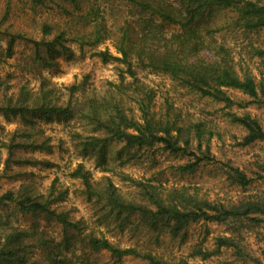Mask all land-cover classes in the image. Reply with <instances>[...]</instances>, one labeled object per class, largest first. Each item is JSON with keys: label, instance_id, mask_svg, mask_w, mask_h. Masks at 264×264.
<instances>
[{"label": "rangeland", "instance_id": "obj_1", "mask_svg": "<svg viewBox=\"0 0 264 264\" xmlns=\"http://www.w3.org/2000/svg\"><path fill=\"white\" fill-rule=\"evenodd\" d=\"M171 1L178 4V0ZM255 1L264 3V0ZM76 3L78 7L70 0H44V5H35L32 0H0V51H4L9 34L20 33L40 40L45 23L50 25L51 32L43 39L51 40L59 31H64L67 38L64 45L69 48L68 52L55 53L52 64L45 66L35 58L36 48L32 43L17 40L13 54L0 59V78L5 77L8 86L0 90V108L7 105L9 99H12L11 103L38 106L44 97L43 91H49L46 100L51 104L65 106L69 103L71 108L68 115L50 119L32 114L5 116L0 110V193L27 185L44 196L53 185L56 190H65L63 200L56 202L54 207L67 211L70 219L79 220L86 232L165 260L184 258L188 264H256L257 260L264 264V215H255L262 221L250 230L242 226L233 233L230 221L199 220L172 235L167 229H152L138 214H116L104 198L89 196L80 179L70 175L80 164L96 188L103 190L109 180L126 199H138L142 185H152L164 191L196 188L199 194L224 204L264 199V141L240 145L245 130L227 116L228 111L236 114L248 112L264 130V104L249 102L240 107L238 104L251 98L237 89L225 88L226 94L234 101L229 108L221 101L188 89L168 74L148 67L141 69L139 65L135 67L144 89L153 93L152 108L155 111L165 108L169 102L185 117L206 118L213 123L212 129L219 132V137L213 134L207 144L210 157L199 161L193 170L182 169V166L194 161V156L171 152L161 144L128 147L124 141L110 138L107 132L97 128L88 118L92 107L113 114L114 104L118 103L127 115L137 118L140 114L134 101L136 95L129 84L131 79L125 72L126 65L118 60L104 62L93 55L95 51L107 50L120 56L115 48L116 34L120 26L126 20L132 21L133 17L119 0H77ZM92 9L96 16L91 14ZM233 16L230 10L215 9L207 17L205 27L223 25ZM95 25L99 29V40L95 43L90 40L80 47L77 36L92 32ZM134 27L136 32L139 27L136 24ZM160 30L165 36L177 31L174 26L166 24ZM206 38L211 39V48L201 52L203 57L221 59V55L213 53L222 46L227 49V59L238 76L248 73L256 80L264 78V53H256V49L264 51V27L253 30L226 27ZM38 51L46 55L45 47L41 46ZM131 58L134 66L137 63L135 55ZM72 86L75 89L72 90ZM27 123H33L31 130H40L49 139L51 149H16L15 154L39 162L10 163L6 167L8 151L5 144L12 137L17 140L19 134L15 130L26 128ZM93 136L106 139L102 161L98 147L83 150V143ZM195 146L193 141L192 149L201 156ZM204 149L205 143L202 142L201 150ZM228 166L237 167L251 181L245 187L232 183L227 177ZM12 218L15 224L26 228L33 225L56 240L61 238V225L43 214H17ZM217 236H239L243 254L237 255L232 247H222L220 252L205 260L192 254L195 249L213 250ZM91 259L96 264L112 263L105 251L91 255ZM115 264H146V261L126 256Z\"/></svg>", "mask_w": 264, "mask_h": 264}, {"label": "trees", "instance_id": "obj_2", "mask_svg": "<svg viewBox=\"0 0 264 264\" xmlns=\"http://www.w3.org/2000/svg\"><path fill=\"white\" fill-rule=\"evenodd\" d=\"M70 1L78 7L77 0ZM119 1L128 7L133 23L139 28L135 32L134 24L129 20L120 26L115 44L120 56L107 50L95 51L93 55L104 62L118 60L126 65L125 72L131 79L129 84L133 87V94L136 95L134 101L140 114L137 118L129 116L118 106V103H115L113 114L92 107L88 118H91L98 129L107 132L110 138L122 140L128 147L140 148L161 144L164 149L171 152L194 156V161L182 166V169L193 170L199 161L210 157L207 144L213 134L219 137V132L213 130L211 121L206 118L185 117L180 109L173 107L169 102L166 103L165 108L155 111L152 108L153 93L144 89L135 67L139 65L141 69L148 67L168 74L199 95L223 102L225 107L231 108L234 104L226 94L225 88L237 89L251 98L244 104H238L240 107H244L249 102L264 104V78L256 80L248 73L238 76L230 60L227 59L229 56L226 54V48L219 46L213 53H216V56L221 55L219 60L201 55L205 48H211L209 44L211 39L206 36L214 31L226 27L244 30L264 27V3L255 0H178V4L171 0ZM32 2L35 5H44V0H32ZM215 9L230 10L234 16L223 25L214 28L205 27L209 19L207 17L211 16V12ZM91 14L96 16L93 9ZM163 24L172 25L177 31L165 36L160 30ZM50 32V25L45 23L42 25L43 36L40 40L20 33L9 34L4 51H0V59L10 57L15 42L23 40L32 43L36 48L35 58L43 65L49 66L55 53L69 51L64 45L67 40L65 32L59 31L51 40L43 39ZM99 37V29L95 25L92 32L78 35L77 40L82 47L85 43H90V40H93L92 43L97 42ZM41 46L45 47L46 55L38 51ZM256 53L263 54L264 51L256 49ZM132 55H135L137 61L134 66ZM7 87L6 78H0V90H5ZM71 89H75V86ZM43 93L44 97L38 106L11 103L12 99H9L7 105L1 106L0 110L5 116L19 114L25 117V114H32L45 119L60 118L71 112L69 103L65 106L51 104L46 100L49 91ZM227 116L230 121L245 130L240 145L264 141L262 126L248 112L236 114L228 111ZM31 128H34L33 123H27L26 128H17L15 133L19 134V138L14 140L15 137H12L5 144L8 151L6 167L10 163L22 165L39 162L35 158L15 154L16 149L21 151L51 149L49 139L42 135L40 130L34 132ZM193 141L196 142L195 149L201 152V156L196 155L195 150L192 149ZM202 142L205 143L203 151ZM105 145V138L93 136L85 141L82 147L83 150L98 147L99 159L102 161ZM40 162L50 164L47 161ZM70 175L80 179L89 196L97 195L104 198L116 214H138L152 229L157 231L167 229L172 235L199 220L230 221L233 233L242 226L250 230L262 221V218L255 215H264V199H247L238 203L224 204L199 194L196 188L190 190L191 192L184 187L164 191L152 185H142L138 199L133 197L126 199L109 180L103 190L96 188L89 173L80 164ZM227 177L232 183L243 187L251 181L245 173L232 166L227 168ZM64 193L65 190H56L53 185L44 196L37 194L27 185H22L15 191L8 189L0 193V264H96L95 260L91 259V255L104 251L110 256L111 264L121 261L126 256L144 259L146 264H188L184 258L165 260L150 252L140 251L134 247H121L105 237L86 232L79 220L70 219L67 211L54 207L56 202L63 200ZM27 213H40L59 223L62 227L61 238L56 240L33 225L26 228L14 223L12 217ZM238 239L239 236H217L213 250L195 249L192 254L200 255V258L205 260L220 252L222 247H232L240 256L243 250ZM256 264L261 263L256 260Z\"/></svg>", "mask_w": 264, "mask_h": 264}]
</instances>
